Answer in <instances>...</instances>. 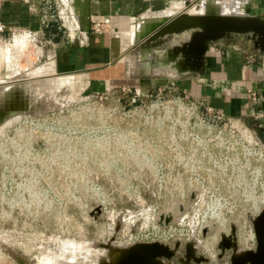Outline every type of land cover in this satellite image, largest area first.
Wrapping results in <instances>:
<instances>
[{
  "label": "rangeland",
  "instance_id": "obj_1",
  "mask_svg": "<svg viewBox=\"0 0 264 264\" xmlns=\"http://www.w3.org/2000/svg\"><path fill=\"white\" fill-rule=\"evenodd\" d=\"M30 43L19 46L11 66L0 64V78L45 65L43 50L31 59ZM45 78L27 81L20 93L35 114L12 113L1 125L0 264H20L15 255L27 264H93L107 253L99 244L177 240L193 241L209 264H226L216 245L231 224L239 247L254 248L249 218L264 207L254 121L211 113L159 86L101 92L57 80L54 94ZM12 99L3 107L23 105ZM161 216L172 219L165 224Z\"/></svg>",
  "mask_w": 264,
  "mask_h": 264
},
{
  "label": "crops",
  "instance_id": "obj_2",
  "mask_svg": "<svg viewBox=\"0 0 264 264\" xmlns=\"http://www.w3.org/2000/svg\"><path fill=\"white\" fill-rule=\"evenodd\" d=\"M42 1L0 0V46L6 49H0V64L11 66V58L16 59L14 54L25 44L23 38H30L32 51H27L31 59L35 61L33 51L37 48L46 52L47 61L42 67L32 65L21 70L46 73L43 77L49 81L48 91L53 90L54 80H65L72 90V85L83 81L86 89L101 92L142 84L159 86L187 94L224 116L254 121L264 133V53L252 49L244 36L234 35L212 44L198 74H178L171 65L161 63L164 52L186 40L187 34L173 36L161 50L130 46L131 31L140 18L176 14L196 0H70L74 30H65L58 23L42 28ZM238 7L243 14L264 19V0H243ZM95 23L101 24L99 32L93 30ZM236 36L246 42L239 44ZM13 78L10 74L0 79L7 82ZM251 92L257 94L256 100H252Z\"/></svg>",
  "mask_w": 264,
  "mask_h": 264
},
{
  "label": "water",
  "instance_id": "obj_3",
  "mask_svg": "<svg viewBox=\"0 0 264 264\" xmlns=\"http://www.w3.org/2000/svg\"><path fill=\"white\" fill-rule=\"evenodd\" d=\"M201 3L202 0L188 2L185 4V9L176 14L152 19L140 18L142 28L131 47L136 49L144 46L148 50H161L173 36L187 34L186 40L167 49L164 52L165 58L161 60L162 64L171 65L178 74L200 73L204 66V57L210 46L234 35L244 36L251 42L254 50L264 53L263 18L243 13H221L214 0H208L201 12L187 11L189 7ZM26 82L27 80H18L8 83L9 89L24 91ZM6 116L0 110V121ZM253 131L260 144L264 146L262 130L255 127ZM96 212H100V209L97 208ZM171 219L172 216H161L165 224ZM249 221L255 238L254 248L241 249L239 247L237 228L231 224L229 232L222 233L217 242L218 259L226 257L228 264H264V207L257 215L251 216ZM99 246L106 249L107 253L106 257L96 264H173V259L181 247L184 253L181 257H177V262L180 264H209L212 262V259L196 252L197 248L193 241L182 244L177 240L172 245L162 242L134 243L129 246H115L108 242L99 244ZM14 257L21 261L20 264H27L18 255Z\"/></svg>",
  "mask_w": 264,
  "mask_h": 264
},
{
  "label": "bare ground",
  "instance_id": "obj_4",
  "mask_svg": "<svg viewBox=\"0 0 264 264\" xmlns=\"http://www.w3.org/2000/svg\"><path fill=\"white\" fill-rule=\"evenodd\" d=\"M208 0H202V3L200 4V5H197V6H193V8H191L190 10H187L188 12H190V13H197V12H201V11H203L204 10V5L206 4V2H207ZM243 0H214V2H215V4H216V6H217V8H218V10H219V12H221V13H225V14H237V13H241V10L239 9V7H238V4H240L241 2H242ZM232 10V11H231ZM160 16H164V15H155V16H143V19H152V18H159ZM142 22L140 21V20H138V22L134 25V28H133V30L131 31V35H130V39H131V44H130V46L133 44V42H134V40H135V37L137 36V34L140 32V30H141V28H142ZM64 25L69 29V30H74V23H73V21L72 20H70V19H68L67 17H65L64 18ZM24 39V43L26 44V42H30V38H27V40L25 39V38H23ZM2 45V44H1ZM24 48V47H23ZM31 48V47H30ZM0 49H4L3 47L2 48H0ZM26 49V48H25ZM6 50V49H5ZM4 50V51H5ZM38 51V50H37ZM38 52H40V50L38 51ZM1 57V56H0ZM37 70V69H36ZM42 71V70H41ZM44 75H46V73H43L42 72V74L40 73V74H36V73H29V72H25V73H23V74H21V75H19V76H15L13 79H15L16 78V80H10V81H7V82H3V83H0V85H4V84H6V85H4V86H0V90L1 91H4L5 92V95H4V97H0V110H2L4 113H5V118L4 119H1V121H0V130L2 129V127L4 126V125H2L5 121H7L8 120V115L10 114H14V115H21V114H32V115H34L35 113L34 112H32V111H30V109H29V107H27L26 105H25V102L23 101V99H21V95H20V93L22 92V90H20V89H18L17 91L16 90H11V89H9L10 87V83L11 82H14V81H18V80H27L28 81V83H31V81H33V80H35V79H39V78H45V77H43ZM21 76V77H20ZM23 77H28V78H23ZM9 83V84H8ZM56 83H57V80H54V82H53V87H52V89H53V93L54 94H56V88H55V85H56ZM9 89V90H8ZM54 90H55V92H54ZM7 91H11V95L10 96H8L7 94H6V92ZM14 95H18L19 96V99H21V101H23L22 103H23V105L20 103V101L18 100V101H16V103H14V105H13V107H12V109H9L7 106H5V107H3V105L10 99V101H14L15 99H12L13 98V96ZM16 97V96H15ZM51 101V100H50ZM13 104V103H12ZM23 114V115H24ZM10 121H12V120H10ZM10 121H8V122H10ZM7 122V123H8ZM6 123V124H7ZM1 125H2V127H1ZM259 212V211H258ZM220 217V216H219ZM160 234V233H159ZM165 234V233H164ZM227 234V233H226ZM156 236V235H155ZM247 236V235H246ZM166 237V236H165ZM164 238V237H163ZM250 238H251V240L252 241H254L255 240V238H254V233H253V231H252V233L250 234ZM243 239H245V235H244V237H243ZM193 240V239H192ZM250 240V239H249ZM245 241V240H244ZM196 242V241H195ZM247 243V242H246ZM251 243V242H250ZM249 245V244H248ZM90 246V245H89ZM196 246V245H195ZM203 246V245H202ZM87 247V246H86ZM93 248V247H92ZM97 249H98V247H96ZM88 249V248H87ZM100 249V248H99ZM103 250H105V252L107 251L106 249H103ZM90 251V250H89ZM105 252H102V253H105ZM90 253V252H89ZM102 253H101V255H102ZM103 257H106V255H102V256H100V258L96 261V263L99 261V260H101ZM61 260V259H60ZM65 261H67V260H65ZM66 263V262H65ZM64 263V264H65ZM96 263H93V264H96ZM57 264V263H56ZM67 264V263H66ZM70 264H79V262L78 263H70ZM80 264H84V263H80Z\"/></svg>",
  "mask_w": 264,
  "mask_h": 264
},
{
  "label": "built area",
  "instance_id": "obj_5",
  "mask_svg": "<svg viewBox=\"0 0 264 264\" xmlns=\"http://www.w3.org/2000/svg\"><path fill=\"white\" fill-rule=\"evenodd\" d=\"M70 0H43L42 5L40 7V24L42 28H48L51 23H58L60 26H62L65 30H69L64 25V18L67 17L68 19L72 20L74 23V19L72 15L70 14L68 8H69ZM2 27H0L1 31ZM101 24L95 23L93 26V30L95 32H99L101 30ZM262 63L264 64V56L262 58ZM130 90V89H128ZM251 98L252 100H256L258 98L257 94L254 92H251ZM208 111L213 113L212 108H208ZM222 115V114H220ZM251 145L257 146L258 144L253 141L250 143ZM262 147V148H261ZM261 151H258V156L264 157V147L261 146ZM31 195L34 193L33 191L30 192ZM228 264V262L226 263Z\"/></svg>",
  "mask_w": 264,
  "mask_h": 264
}]
</instances>
